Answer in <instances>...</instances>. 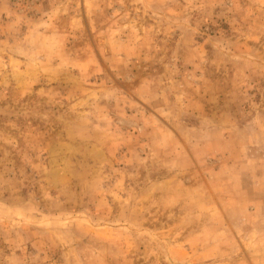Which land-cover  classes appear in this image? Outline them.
<instances>
[{
	"label": "rangeland",
	"instance_id": "rangeland-1",
	"mask_svg": "<svg viewBox=\"0 0 264 264\" xmlns=\"http://www.w3.org/2000/svg\"><path fill=\"white\" fill-rule=\"evenodd\" d=\"M0 264H264V0H0Z\"/></svg>",
	"mask_w": 264,
	"mask_h": 264
}]
</instances>
